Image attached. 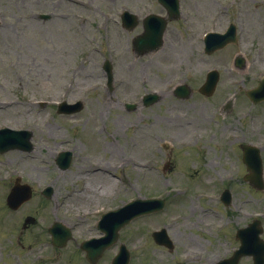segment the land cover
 Wrapping results in <instances>:
<instances>
[{
  "label": "rangeland",
  "instance_id": "obj_1",
  "mask_svg": "<svg viewBox=\"0 0 264 264\" xmlns=\"http://www.w3.org/2000/svg\"><path fill=\"white\" fill-rule=\"evenodd\" d=\"M122 1L131 2L136 7L144 3L143 0L140 2ZM182 1L184 12L190 14L191 20L196 24L192 28L196 32V36H193L195 40L198 35L203 37L208 32L210 23H215L217 26L215 29L221 31L225 29V27L223 28L224 23L238 14L243 15L248 25L246 30L244 29L240 34V41L237 46H231L209 58L201 56L205 62L201 67L203 75L206 69L219 68L222 71L221 84L216 96L211 99H205L196 94L188 102L189 104H186H195L196 106L194 108L189 106V109L185 108L183 113L176 117L183 130L178 128L175 130L166 121L171 114L165 110V104L170 101L169 98L164 99L153 109H139L135 113H128L119 105V100L123 101L124 96L136 97L146 91L144 88L156 89L161 85L160 82L165 81L166 75L161 69L166 61V55L163 54H166L165 51L153 59L144 56V59H140L138 63L134 62L133 51L127 52V43L130 47L133 35L139 30L133 34L119 33L116 36L114 47L119 48L123 45L121 54L124 55L123 62L117 60V77L120 80L124 79L122 81L132 83H126L124 87L117 89L116 86L118 87V85L115 84L113 91L109 92V90L106 91L102 88L100 83L103 81L89 77L94 69L93 64L99 62L98 60L91 62V66L85 70H88L85 73L88 76L81 80H71L69 79L71 77L64 73L67 67L75 64L82 52L89 54L87 50L89 47H93L95 52L88 59L90 61L98 59L97 45L100 36L90 23L96 24L98 21L94 12L91 13L90 21L83 24L76 25L75 20L69 22L58 20L44 26L36 20L33 21L31 15L32 12L38 10V0H0V99L8 101V98H11L19 101V106L0 108V127L33 129L31 142L34 143L36 149V152L29 154V158L26 160L21 159L25 153L19 152V150L0 155V264H32L34 257L39 254H43L45 258H50V260L54 259L56 264L57 260L60 261V264L66 263V258L69 256L67 251H44L42 253L36 248L39 243V235L36 233L43 230V225L53 222L55 219L63 220V213L52 210L57 197L53 194L51 200L43 198L37 186L34 185V195L31 201L25 204L19 212L10 210L6 205V199L15 183V177L12 178L10 186L4 184L5 172L2 171V165L11 159V166H17L21 170L22 183L40 180L42 182L40 184H44L49 176L58 172L54 170V161L49 158L48 151L52 152L58 147H65V145L67 147L77 145L73 165L60 176L57 183L58 197L64 196L69 191L70 186L76 188L79 186L78 177L81 173L78 171H84V167L88 168V163L91 162L87 158L84 159L86 154H90L91 149V144L88 145V141L82 137L84 135L92 136L96 143L97 133L99 136L97 138L99 144L97 145L99 147L104 146L103 143H105L104 140H101L100 134L102 137L114 135L113 141L109 143V146H112L110 151L113 152V159H111L110 154L104 152L99 159L101 165L103 163L106 169L111 170L110 165L111 167L116 166V174L119 177L124 172L129 184L127 183V186L116 180V188H114L113 193L109 192L107 195L97 196L95 192L91 194V190L99 193L105 191L108 180L105 181L104 175L94 178L92 174H83L82 172L91 185L84 195H77L69 202L71 203L70 207H73L75 212L87 208L91 209L96 205H117L130 197L145 198L162 195L171 201L175 192L167 194L170 193V190L178 188L183 189L184 192H180L174 197L176 201L172 203L174 205L173 215L188 214L187 219L190 220H186V224L195 219L194 217L201 206H211L210 208L218 210V216L220 212L233 215L234 225L241 224L238 210L242 209V205H247L249 210L260 205V210H264V192L256 196L250 187L245 186L242 176L237 175L242 170L241 152L237 143H234L232 147L227 146L226 149L221 148L222 145H225L224 140L226 138L243 139L244 142H252L262 146L264 156V105L253 106L244 93L236 89L233 82L229 80L230 74L227 72V69L231 68L234 55L242 52L249 61L246 85L248 88L255 86L261 74L264 73V60L259 57L257 51L258 47L260 48L264 44V0ZM69 8L77 9L73 5H69ZM103 9L105 8L103 7ZM228 13L233 14L226 15ZM220 17L226 18L224 23L222 22L224 18L221 20ZM211 18L214 19L211 20ZM198 23H200V27L197 26ZM182 27L183 25H180L177 28ZM183 31V33L192 32L188 28H184ZM180 32L181 30L178 31V33ZM175 33L172 31L170 35L176 38ZM189 36L184 34L178 41V46L168 49L169 58L167 62L169 64H175L181 56L185 59L192 58ZM168 45L169 42H167ZM197 46L202 48V43L199 42ZM197 46H195V54L193 51L195 59L199 53L202 54L200 50H197ZM141 61L144 62V67L141 66ZM127 63H130L133 69L125 75L122 66ZM140 70L146 72V78L140 76ZM236 76L241 75L236 74ZM89 83L93 84L89 85ZM70 86H72L71 89ZM66 90L72 101L81 99L85 95L90 97L86 103V110L83 113L75 114V118L69 121L60 119L53 107L47 109L48 112H51L48 114L46 110L30 107L24 101L25 97L38 100L46 99L48 96L60 97L64 95ZM233 94H237L234 112L229 116L220 115L218 111L219 102L224 96ZM22 95L23 97H21ZM28 111L30 113L25 114ZM52 115L55 117L53 120ZM115 116L116 123L120 120L117 119L118 116L124 118L122 127L119 125L116 127L119 129V131L116 129V135L112 131L115 127L112 129L105 128L100 118L103 117L112 126ZM214 116L219 122H211ZM81 120L83 121L82 124ZM136 121L139 125H136ZM151 122L156 123L151 124ZM191 133H194L193 135L199 140L197 146L188 150L190 153H187L193 155L196 160L194 161L196 163L192 164L189 157L183 155L186 150L177 149L179 148V141L173 142L174 139L171 141L172 137L176 138L175 134H180V137H183ZM162 139L170 143L168 150L160 151L157 149V146L163 143ZM105 148L107 149L106 144ZM126 157L135 159L136 162L125 165L124 159ZM144 159L145 164L149 167L152 166L153 169L138 167V161ZM173 159H179L182 162H174ZM184 160H188V163H185ZM90 164L96 166V163ZM163 164H168L173 170L164 177H158L157 175L161 172H156L162 171L159 170V167ZM101 165L100 167H103ZM182 169L189 174L200 169L201 173L194 174L193 177L187 174V179L181 174ZM225 173H231L234 177L231 180H225L222 177ZM242 173L243 171H241ZM223 189H229L232 193V206L228 210L211 201H200L196 197V193L203 191H209V194L219 196ZM93 197H97L98 201L92 202ZM117 207L120 208L119 206L111 207L113 208L111 211L116 210ZM190 207L194 208V211ZM192 212H194V217L191 216ZM198 213L197 217H201L202 215ZM29 217L35 218L37 223L30 221L24 226L25 220ZM220 220L218 219L216 223ZM143 225L144 222L142 221L131 224L124 229V234H131L132 238L135 237V242L139 243L146 237L145 231H142ZM212 239L216 241L213 242L216 253L222 252L225 247H236L233 236L232 238H224L220 234L219 236L214 235ZM22 248H26V250L35 249L24 251ZM244 262V264H252L251 260L248 262L244 260Z\"/></svg>",
  "mask_w": 264,
  "mask_h": 264
},
{
  "label": "flooded vegetation",
  "instance_id": "obj_2",
  "mask_svg": "<svg viewBox=\"0 0 264 264\" xmlns=\"http://www.w3.org/2000/svg\"><path fill=\"white\" fill-rule=\"evenodd\" d=\"M205 225L208 226L209 228L206 227ZM205 225L198 222L196 224V227L198 228V230L202 232L210 231L211 233L214 231V228L212 227L211 229L209 223H205ZM230 230L231 228L227 229V231ZM171 233L173 234V237L176 240V237L174 236V230H171ZM213 242L215 241L210 240L206 245H204L202 239L192 238L190 239L187 248L181 252L176 251L175 245H173V247L171 246L172 249L157 246L161 250V253L155 256L154 255L147 256L144 259V262L145 264H211V262L217 256V253L213 248L214 246ZM80 262H83V264H90L88 261H86V259H84V261L79 259L76 261V264H80ZM109 263L110 260L105 259L104 257L98 259L97 261V264H109Z\"/></svg>",
  "mask_w": 264,
  "mask_h": 264
},
{
  "label": "bare ground",
  "instance_id": "obj_3",
  "mask_svg": "<svg viewBox=\"0 0 264 264\" xmlns=\"http://www.w3.org/2000/svg\"><path fill=\"white\" fill-rule=\"evenodd\" d=\"M123 124H124V118H121V119L116 123V127H117L118 125L122 127ZM116 129L119 131L118 128H116ZM109 183H110L111 185H108V186L105 188V191L99 193V192H96L95 190L92 189V190H91V194H93V193L95 192V194H96L97 196L107 195V194L110 192L112 186L115 185V181H114V180H111V181H109ZM93 199H94L95 201H98L97 197H93ZM95 201H94V202H95Z\"/></svg>",
  "mask_w": 264,
  "mask_h": 264
},
{
  "label": "water",
  "instance_id": "obj_4",
  "mask_svg": "<svg viewBox=\"0 0 264 264\" xmlns=\"http://www.w3.org/2000/svg\"><path fill=\"white\" fill-rule=\"evenodd\" d=\"M251 157H252V155H250ZM252 158H249V164H250V166H251V168L253 169V170H256L257 168L256 167H254L253 166V164H252V160H251ZM256 176H258L257 177V179H258V181H257V179H256V181L260 184V182H259V177H260V172L258 173V172H256ZM136 204H142V205H144V204H147L146 202H136Z\"/></svg>",
  "mask_w": 264,
  "mask_h": 264
}]
</instances>
